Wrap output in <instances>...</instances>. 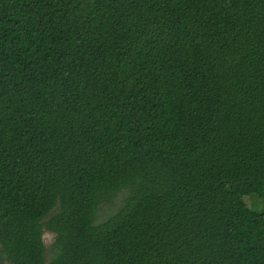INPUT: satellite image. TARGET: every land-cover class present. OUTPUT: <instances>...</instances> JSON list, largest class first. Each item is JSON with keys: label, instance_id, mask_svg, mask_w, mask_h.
<instances>
[{"label": "trees", "instance_id": "obj_1", "mask_svg": "<svg viewBox=\"0 0 264 264\" xmlns=\"http://www.w3.org/2000/svg\"><path fill=\"white\" fill-rule=\"evenodd\" d=\"M0 264H264V0H0Z\"/></svg>", "mask_w": 264, "mask_h": 264}, {"label": "rangeland", "instance_id": "obj_2", "mask_svg": "<svg viewBox=\"0 0 264 264\" xmlns=\"http://www.w3.org/2000/svg\"><path fill=\"white\" fill-rule=\"evenodd\" d=\"M125 197V192H121L117 194L110 202L104 203L99 207V210L96 214L95 222L96 224L102 223L106 220L110 215L116 212L121 204L123 203V199ZM246 204L249 207L255 206L259 208L260 204L257 199H251V197H245ZM43 241L47 250L46 259L49 260L52 256L51 247L54 242V234L49 231H44Z\"/></svg>", "mask_w": 264, "mask_h": 264}]
</instances>
